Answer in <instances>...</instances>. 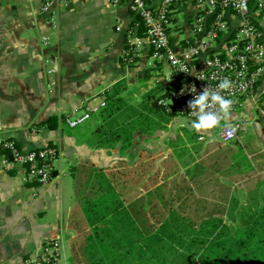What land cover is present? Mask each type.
<instances>
[{
	"label": "crops",
	"instance_id": "1",
	"mask_svg": "<svg viewBox=\"0 0 264 264\" xmlns=\"http://www.w3.org/2000/svg\"><path fill=\"white\" fill-rule=\"evenodd\" d=\"M43 1L0 0V136L14 140L22 149L54 146L57 159L73 162L69 166L72 195L63 192L59 169L54 168L55 179L49 183H32L25 180L20 165L10 156L5 162L0 152V264H20L53 241L58 242L53 264H60L64 242L72 263L76 243L89 232L75 194L74 166L119 170L125 163L139 166L142 159L153 161L154 170L162 160L172 158L181 171H187L169 143L179 140L185 147L195 143V151L201 152V143L196 141L203 135L200 141L205 140L207 146L218 141L223 144L215 128L201 127L195 120L173 113L169 101L158 103L172 82L166 68L150 65L144 36V47L133 61L124 60L127 30L134 28L139 35L144 32L126 1L55 0L53 29L41 9ZM196 13L190 2L172 6L174 52L201 43V34H194L191 25ZM240 21L239 16L233 17L234 25ZM257 22L264 38V12ZM153 76L166 87L158 97L143 83ZM103 90L106 104L80 125L69 127L66 116L82 109L86 101L99 98ZM50 117L57 119L54 128L45 124ZM234 117L244 120L247 129L224 144L253 143L259 146L253 150L254 158H264V70L254 93ZM187 119L193 121V130L187 129ZM157 120L158 125L153 126ZM156 151L166 152L158 164ZM201 159L199 154L193 164L196 173L201 172Z\"/></svg>",
	"mask_w": 264,
	"mask_h": 264
},
{
	"label": "built area",
	"instance_id": "2",
	"mask_svg": "<svg viewBox=\"0 0 264 264\" xmlns=\"http://www.w3.org/2000/svg\"><path fill=\"white\" fill-rule=\"evenodd\" d=\"M124 1L144 28L143 35L134 28L127 30L124 60L133 61L144 47V36L149 46L150 65L168 70L172 84L166 97L158 103L165 105L169 101L173 113L191 118L201 127L215 128L223 142L244 133L246 122L234 114L254 93L264 70V38L257 22L264 12V0ZM54 2L44 0L41 8L48 14L52 29L56 17L52 10ZM185 2L197 8L191 25L194 34H201V43L198 47L188 45L183 52L176 53L171 47L172 6ZM235 16L241 18L237 25L233 24ZM47 39L43 37L44 42ZM98 95V104L86 101L82 109H74L66 116L69 127L80 125L106 104V91ZM201 139L203 135L199 136ZM0 152L5 162L10 156L13 163L23 168L26 181L47 184L53 177L58 154L54 146L22 149L14 140L0 136ZM57 252L58 242H48L39 254L25 258L20 264H53Z\"/></svg>",
	"mask_w": 264,
	"mask_h": 264
},
{
	"label": "trees",
	"instance_id": "3",
	"mask_svg": "<svg viewBox=\"0 0 264 264\" xmlns=\"http://www.w3.org/2000/svg\"><path fill=\"white\" fill-rule=\"evenodd\" d=\"M56 120L50 117L45 124L54 128ZM138 161L139 166L125 163L119 170L85 164L71 169L89 226L72 256L104 264L111 253L110 264H117L106 237L123 233L116 224L123 219L136 240L169 245L175 252L172 264H264V181L254 209L241 211L231 207L228 188L215 172L181 171L172 158L154 170L151 161ZM150 259L139 256L138 261L153 264Z\"/></svg>",
	"mask_w": 264,
	"mask_h": 264
},
{
	"label": "rangeland",
	"instance_id": "4",
	"mask_svg": "<svg viewBox=\"0 0 264 264\" xmlns=\"http://www.w3.org/2000/svg\"><path fill=\"white\" fill-rule=\"evenodd\" d=\"M163 73L165 74L166 71L164 70ZM155 78L156 77L153 76L150 79L143 80V83L145 86L152 88L151 93L155 97H158L163 93L166 87L163 83L156 82ZM262 100L263 98L261 101ZM99 101L100 97L95 100H91L90 104L95 105L99 103ZM257 116L258 114L256 113V117ZM187 120L189 122L187 124V129L193 130V127L195 126L193 121L190 119ZM249 123L252 124L251 121H249ZM157 125L158 120L154 121L153 123V126ZM159 128L161 129L162 126ZM197 136L198 135H196V137ZM213 136H215L214 133ZM196 142H198V144L201 143V152L195 151V146L197 144L195 145V143H193L192 145L189 144V147H185L184 144H180L179 140H173L171 143H169V147L171 148L170 151L176 155L178 162L183 167L186 165L187 168H189L188 170L193 172H196L194 170L195 168H193L196 156L201 154V176H204L209 172H215L221 178V181L219 182L223 183L228 188V199L230 200L231 207L234 209L239 208L241 211L249 208L251 210L254 209L258 189L261 186V183L264 181V158H254V155H252L253 150L256 152L259 146L249 142L239 147L231 143L224 144L223 142L222 144L220 141H218L214 146H207L205 140L200 141L197 139ZM157 151L155 153L157 158L156 164H158V162L161 160V156L166 154V152L157 153ZM204 154L206 157L203 156ZM72 163L73 162L71 161L68 162L64 159L61 161L57 158L54 161V167L60 170V186L62 187L63 192L68 196L72 195L73 183L72 176L69 173V166ZM197 172L200 173V170H197ZM54 179L55 177H52V180ZM217 193L218 195L216 198H221L222 194L220 192ZM116 224L118 227L122 225L123 233H114V237L118 240H113V236L106 237V240L109 243L108 248L113 249L117 254V264H139V256H150V262H153V264L174 263L175 259L173 256L175 252L174 250H171L169 245L164 243L157 244L149 240H136V236L133 233V230H131V227L127 221L121 219L120 221L118 220ZM132 238L133 241L131 242ZM79 242L80 240L78 243H76L77 246L79 245ZM132 253L134 254L133 257L131 256ZM122 255L124 257L123 259H121ZM112 256L113 255L111 253L107 254L108 262H105L104 264H110V259ZM68 257L69 251L67 248H65L64 242V252L61 255L60 264H92L89 260L87 261L84 256L79 254L78 256H71V258L73 257L79 260L74 263H71Z\"/></svg>",
	"mask_w": 264,
	"mask_h": 264
},
{
	"label": "water",
	"instance_id": "5",
	"mask_svg": "<svg viewBox=\"0 0 264 264\" xmlns=\"http://www.w3.org/2000/svg\"><path fill=\"white\" fill-rule=\"evenodd\" d=\"M11 159V158H10Z\"/></svg>",
	"mask_w": 264,
	"mask_h": 264
}]
</instances>
